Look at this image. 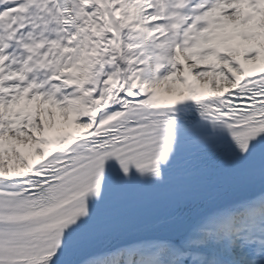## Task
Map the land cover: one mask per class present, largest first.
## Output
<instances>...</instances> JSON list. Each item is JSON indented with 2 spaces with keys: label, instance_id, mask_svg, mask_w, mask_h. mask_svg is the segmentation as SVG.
Wrapping results in <instances>:
<instances>
[{
  "label": "snow or ice",
  "instance_id": "6c2138e0",
  "mask_svg": "<svg viewBox=\"0 0 264 264\" xmlns=\"http://www.w3.org/2000/svg\"><path fill=\"white\" fill-rule=\"evenodd\" d=\"M0 264H264V0H0Z\"/></svg>",
  "mask_w": 264,
  "mask_h": 264
}]
</instances>
